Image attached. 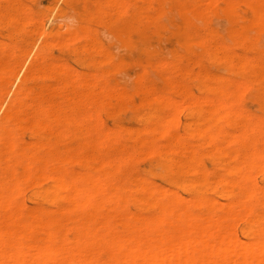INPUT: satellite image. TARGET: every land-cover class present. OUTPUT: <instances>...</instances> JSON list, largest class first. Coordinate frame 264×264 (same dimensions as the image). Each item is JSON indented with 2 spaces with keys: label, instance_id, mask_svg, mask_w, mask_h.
Wrapping results in <instances>:
<instances>
[{
  "label": "bare ground",
  "instance_id": "6f19581e",
  "mask_svg": "<svg viewBox=\"0 0 264 264\" xmlns=\"http://www.w3.org/2000/svg\"><path fill=\"white\" fill-rule=\"evenodd\" d=\"M109 1L113 8H127L124 0ZM190 1L171 0L172 7L179 11L185 22L182 31L179 30L183 46L201 47L206 50L213 47L211 55L225 59L242 69L250 68L257 77L264 76V63L259 57L247 54L237 56L238 53L232 52L230 44L211 41L215 31L208 30L206 36L198 38L191 33L194 28H189L192 20L197 17L213 16L224 19L231 25V36L234 40L249 47L264 38V0H192L194 7ZM128 10L130 11V8L126 11L129 12ZM162 13L160 11L149 17L148 26L152 29V33L147 36L149 48L165 40L168 25L162 22ZM117 15L119 14L115 12H90L88 18L97 24L103 20L113 21L117 19ZM130 25L126 29L136 33L138 37L146 34L143 25L135 26L132 22ZM86 31L89 36L88 45H92L91 33L89 29ZM253 32L256 34L254 38L250 36ZM54 34L52 30L47 35ZM252 50L254 51V48ZM136 63L144 70L153 67L148 59ZM41 64L39 58H35L31 67L35 70ZM51 73L56 76L63 73L68 79L79 77L70 68L64 69L61 66H54ZM1 77L11 78L12 75L6 72ZM94 81L100 83L101 79L95 77ZM63 84L66 85L65 82ZM251 87L252 83L245 78L234 80L230 76H224L216 79L211 86L214 97L195 96L190 94L191 92H185L184 99L179 101L178 98L155 89L144 93L145 103L157 102L156 109L159 105L167 106L168 113L161 116L159 113L157 115L156 111V115L151 116L154 119L152 126L148 123L144 129L138 130L137 135L143 137L144 141L142 145L139 140L138 146H144L141 153L161 158L158 166L164 173L182 169L184 178L182 182L169 180L167 185L156 184L149 177L139 178L132 188L143 194L140 210L155 207L157 212L151 216L129 214L128 217L118 220L119 216L115 210L126 202L124 179L122 187L112 182L110 177L119 171L121 164L99 157L101 168L96 170L92 165L86 164L84 172L81 173L69 172L70 168L45 165V157L33 151V147L17 141V131L35 126L51 132L59 120V115L51 104H35L29 109L21 98L25 93L20 85L4 117L7 120H15L22 127L11 129L5 123L0 124V147L4 151L0 154V168L5 171L4 176L0 175V264H264V213L257 209V204L264 201V187L257 178L258 174L264 171V123L262 117L247 113L237 104L239 98ZM127 94L126 91L121 93L123 96ZM184 103L205 106L203 112L198 114L202 115L201 123L191 120L189 123L185 122V125L187 124L189 131L201 138L202 145H209L220 153L222 159L217 163L220 173H212L202 165L199 150L178 137L174 138V144L166 147H157L150 142L149 137L153 134L165 133L177 126ZM200 106L198 110L201 109ZM29 110L33 111V118L21 119L20 113H27ZM96 116L98 115H95L94 111H89L86 119L84 118L83 135L87 143L103 144L111 139L112 135L106 133L107 131L104 133L95 125L98 137L92 141L89 132L90 129H95L93 130L94 126L89 129L88 125H91L93 119L95 121ZM184 116L182 119L187 118ZM226 119L234 122L236 132H229L223 127L221 122ZM98 120L99 125L101 121ZM76 123L74 118L69 121L70 126ZM136 143L138 144L137 141ZM49 158L57 162L61 159L60 154L49 155ZM75 159V153L70 151L68 160ZM84 159L89 163L98 157L85 156ZM106 166L108 170L104 172ZM36 172L43 173V176L48 175L52 180L53 184L49 188L50 200L55 204V209L42 207L36 212H30L29 209L30 211L24 213L22 203L16 198L23 190L24 184L31 181ZM219 186L223 187L221 194L228 199L227 202L222 203L211 196ZM184 193H189L190 198L185 197ZM60 201L66 202L67 205H61ZM24 204L26 205L25 202L22 205ZM13 206L14 209L17 208L15 212L10 211ZM84 209H92L93 212L88 217L79 216L77 213ZM218 210H223V213L220 214ZM114 219L122 220L125 226L134 223L142 232L129 233L124 239L120 230L112 225L111 221ZM237 220L245 223L241 231L240 228L238 230ZM93 224L100 227L92 228L90 225Z\"/></svg>",
  "mask_w": 264,
  "mask_h": 264
},
{
  "label": "rangeland",
  "instance_id": "374dc122",
  "mask_svg": "<svg viewBox=\"0 0 264 264\" xmlns=\"http://www.w3.org/2000/svg\"><path fill=\"white\" fill-rule=\"evenodd\" d=\"M0 1V8H2L0 11H3L0 12V124L5 123L11 129L19 128L20 125L15 120L5 119L4 113L12 105L20 85L25 93L21 98L28 108L35 104H51L59 115L58 122L51 130L52 133L39 127L28 126L17 131V141L22 145L27 144L33 147V151L45 157L46 163L44 161V164L48 167L70 168L69 172L74 173L76 171H78L77 173L84 172L86 164L92 165L96 170L101 168L99 157L118 161L121 164L119 171L110 177L112 182L122 187V180L124 179L123 191L126 202L121 208L115 210L119 216L118 220L128 217L129 214L151 216L157 212L155 207H150L151 210L149 208L144 211L140 210L139 206L143 194L132 188L139 178L149 177L152 182L163 185H167L169 180L182 182L184 178L182 169L164 173L158 166L161 158L144 154V152L141 153L144 146L139 147L140 141L143 142H141L142 145L144 141L143 137L137 135L138 130L144 129L148 123H151L152 126L154 119L151 116L156 115V111L157 115L159 113L161 116L168 113L167 106L159 105L160 108L157 107L156 109L157 102L145 103L143 101L144 93L147 91L155 89L175 99L178 98L179 101L184 99L183 94L185 92H191L190 94L195 96L208 95L214 97L211 86L216 79L230 76L237 80L242 77L252 83V87L239 98L237 104L247 113L259 118L262 117L264 123V76L257 77L250 68L242 69L225 59L211 55L214 50L213 47L206 50L201 47L186 48L183 46V39L179 30L184 27L185 22L179 11L172 7L171 0H132L131 3L130 0H124L127 4L126 9L125 7L113 8L109 0ZM192 2L191 0L189 3L194 7ZM129 8L130 11L127 12L126 10ZM160 11L163 12L161 20L168 25V31L164 41L149 48L147 36L152 33V29L148 26L149 17ZM90 12H115L119 15L113 21L103 20L96 24L89 19ZM131 22L135 26L137 24L143 25V30L148 35L144 34L138 37L136 33L128 31L126 28L131 26ZM189 28H194L191 29V33L198 38L206 36L208 30H213L215 34L212 36V42H226L230 44L234 54L238 53L237 56L247 54L252 57H259L264 63V38L250 45L251 47H245L242 43H237L234 40L231 36V25L224 19L213 16L197 17L192 20ZM88 29L92 36V45H88L89 36L86 35ZM39 30L41 31L39 32ZM52 30L55 34L48 36L47 34ZM65 30L68 32L66 33ZM43 32L45 33L43 34ZM66 34L71 36L68 37ZM250 36L254 38L256 34L253 32ZM83 46L84 48H82ZM251 48H254V51ZM35 58H39L40 64H42L33 70L31 65ZM147 59L153 64V67L149 69L144 70L140 64L136 63ZM54 66H61L64 69L70 68L79 77L68 79L63 73L56 76L51 73ZM6 72H9L12 77H1ZM95 77H100V83L94 81ZM100 88L102 89L99 90ZM76 89H79V92ZM125 91L128 94L126 96L121 95ZM199 106L198 104L185 105L184 103L179 122L176 123L177 126L175 125L165 133H155L148 137L150 142L157 147L174 144V138L178 137L181 141L190 143L199 150L202 165L210 169L212 173H220L217 166V163H220L222 159L220 153L214 151L209 145H202L201 138L189 131L187 124L185 125V122L189 123L191 120H197L198 123L202 122V115L198 116V114L203 112L205 106H200L201 111L198 110ZM31 111L20 113V118L23 120L33 118V111ZM89 111H94L99 120L96 118L94 121L93 119L88 128L94 126V130L95 125H97L104 133L107 131L106 133L112 135L111 139L103 144L87 143V139L83 135L84 126L82 123ZM191 112L194 114L192 115ZM183 116L187 118L182 119ZM72 117L74 120L76 119L77 123L70 126L69 121L73 119ZM100 118L102 119L100 120ZM97 120L102 123L100 122L98 125ZM221 124L229 132L237 131L234 122L230 119L223 120ZM262 130L264 135V124ZM97 132L98 129L94 131L90 129L92 141L97 139ZM70 151L76 155L74 161L68 160ZM3 152L2 147H0V154ZM54 154H60V162L49 158V155ZM262 155L264 157V149ZM85 156H96L98 159L90 160L87 163L84 159ZM107 170L108 166L104 167V172ZM4 173L3 168H0V175L2 176ZM36 173L31 181L24 184L23 190L16 198L20 203H26L24 206L21 204L24 213L30 210V212H36L42 207L49 210L55 209V204L50 200L51 191L49 188L53 184L52 180L48 175L43 176L41 172ZM257 178L261 186L264 187V171H261ZM127 180L129 181L127 182ZM221 188L223 187L219 186L215 189L211 196L221 200L220 202H227L228 199H225L221 194ZM184 196L190 198L189 193H184ZM59 203L64 206L67 205L64 201ZM14 208L15 206L10 211L15 212L17 208ZM257 209L260 213H264V201L257 204ZM195 210L199 211V209ZM92 212V209H84L77 214L88 217ZM218 212L222 214L223 210H218ZM118 220L114 219L111 223L120 230L121 237L124 235L122 238L125 239L129 233L142 232L138 225L133 223L131 226H125L122 220V222ZM236 223L240 231L245 227V223L239 220ZM90 226L92 228L100 227V225L94 224Z\"/></svg>",
  "mask_w": 264,
  "mask_h": 264
}]
</instances>
